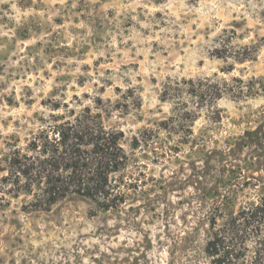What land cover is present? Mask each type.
<instances>
[{"label": "rangeland", "instance_id": "obj_1", "mask_svg": "<svg viewBox=\"0 0 264 264\" xmlns=\"http://www.w3.org/2000/svg\"><path fill=\"white\" fill-rule=\"evenodd\" d=\"M191 78L233 90L144 157L132 137L171 115L164 86ZM64 102L125 132L141 187L112 211L77 195L27 211L0 193V264H208L219 194L239 207L264 192V0H0V169Z\"/></svg>", "mask_w": 264, "mask_h": 264}, {"label": "trees", "instance_id": "obj_2", "mask_svg": "<svg viewBox=\"0 0 264 264\" xmlns=\"http://www.w3.org/2000/svg\"><path fill=\"white\" fill-rule=\"evenodd\" d=\"M216 48L227 58L229 40ZM245 55L239 60L251 58ZM184 79L168 82L162 99L174 105L171 115L155 127H144L132 137L131 147L159 162L165 153L154 143L166 131L170 136L189 131L199 109L212 105L233 89L224 81ZM224 86V87H223ZM189 93L195 105L184 98ZM239 93H244L242 89ZM98 101L102 102V98ZM41 119L24 146L14 145L0 171V193L25 197L23 209L48 211L61 200L77 195L93 200L103 211L118 210L140 189L145 176L139 157L125 147V132L108 126L103 113L90 106L80 110L70 102L56 105ZM177 147L169 154H174ZM134 169V170H133ZM222 195L209 216L203 245L208 264H264V192L236 207L235 196Z\"/></svg>", "mask_w": 264, "mask_h": 264}]
</instances>
